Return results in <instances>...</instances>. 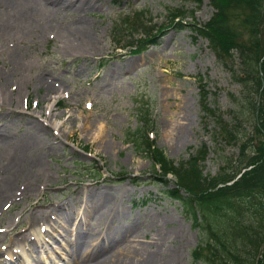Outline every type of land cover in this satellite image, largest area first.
Segmentation results:
<instances>
[{
    "label": "rangeland",
    "instance_id": "374dc122",
    "mask_svg": "<svg viewBox=\"0 0 264 264\" xmlns=\"http://www.w3.org/2000/svg\"><path fill=\"white\" fill-rule=\"evenodd\" d=\"M76 1L81 2L79 8L76 4L60 9L49 15L51 22L45 23L40 11V21L17 22L8 30L2 29V23H14L13 16L0 13V70L9 71L6 88L0 89V128L12 133L11 144L0 151V182L6 173L3 165L17 157L15 148L36 129L46 131L42 143L23 159L27 165L39 157L41 170L29 177L32 184L26 193L20 183L24 177L18 179L16 199L2 204L0 264L14 258L10 253L27 247L40 227L41 247L32 250L33 259L26 264H52L53 259L64 262L58 256L65 252L63 225L70 238L75 233L86 236L94 227V233L100 232L94 244L113 239V245L89 258L92 264L110 250L122 251L123 245L116 239L121 235L108 228L109 220L96 227L108 212L101 201L90 203L88 192L102 193L110 200L108 206L117 207L113 221L118 227L128 222L134 225L137 234L130 238L132 244L140 242L147 249L146 244L150 246L155 237L165 236L158 244L163 252L162 258L158 255L161 264H168L174 251L178 256L171 264H193L192 250L206 242L213 255L207 251L198 264H255L254 245L248 236L242 242L237 238L236 246L226 243L225 248L218 245L215 250V235L209 231L215 232V216L200 212L199 224H195L191 212L167 192L175 188L174 178L169 175L168 183L156 180L151 161L125 137L139 125L133 98L144 95L146 100H154L156 119L151 126H155L157 146L168 158L186 160L205 143L208 154L203 173L214 176L222 156L237 154L235 145L215 140V119H205L200 106L198 77L207 84L211 106L216 105L225 117L233 109L231 94L239 96L242 86L235 76L241 73L237 53L231 62L219 60L195 31L196 25L204 24L215 12L210 0L197 5L184 0ZM180 6L188 17L181 27H175L166 9ZM143 9L162 27L156 37L158 44L137 54L114 52L110 46L113 23L122 14ZM82 23L85 29L80 28ZM240 37L246 41L247 32ZM258 37H264V19ZM178 126H183V133ZM242 128L252 134L250 122H244ZM145 198L148 201L141 203ZM39 203L44 204L39 208L50 213L47 218L33 223L37 220L21 215L22 209Z\"/></svg>",
    "mask_w": 264,
    "mask_h": 264
},
{
    "label": "trees",
    "instance_id": "16d2710c",
    "mask_svg": "<svg viewBox=\"0 0 264 264\" xmlns=\"http://www.w3.org/2000/svg\"><path fill=\"white\" fill-rule=\"evenodd\" d=\"M211 4L215 8L214 14L202 26L195 28L197 33L208 39L219 60L230 61L234 52L238 54L241 73L235 76L242 86L240 96L231 94L233 109L228 113L229 117H225L218 107L208 105V91L204 85L200 89L201 107L215 119V140L235 145L237 154L222 156L215 176L203 174L200 162L207 154L204 146L188 160H181L175 166L159 149L152 150L147 135L140 132L153 123L152 109L143 101L136 105V115L143 126L133 134L134 142L138 151H144L147 157L159 164L163 175L170 172L175 177L178 186L167 192L191 212L195 224L198 211H207L215 216V232L211 230L215 235V250H219L218 245L225 248L226 243L229 247L230 244L236 246L237 238L243 241L248 236L251 243L255 240V251L257 255L260 254L256 264H264V248L259 250L264 234V37H258L264 19V0H211ZM182 13L184 16L185 12ZM135 16L132 22L128 20L125 24L134 25L146 13L136 12ZM171 19L178 21L176 24L181 21L176 14ZM246 32L248 39L242 42L240 35ZM143 34L146 36L148 32L144 30ZM240 120L251 122L255 135H250L254 137L246 134ZM249 166L252 167L248 169ZM155 178L163 181L162 176ZM181 189L186 195L181 193ZM245 219L248 224H244ZM253 233L256 237H253ZM211 249L209 242L194 248L191 253L193 264H198L207 251L212 254Z\"/></svg>",
    "mask_w": 264,
    "mask_h": 264
},
{
    "label": "bare ground",
    "instance_id": "6f19581e",
    "mask_svg": "<svg viewBox=\"0 0 264 264\" xmlns=\"http://www.w3.org/2000/svg\"><path fill=\"white\" fill-rule=\"evenodd\" d=\"M21 2V3H20ZM77 4V8L81 2L76 0H0V13L1 12H9L13 16L14 23L9 24L7 22L2 23V29L8 30L12 28L13 24L15 25L17 22L24 23L25 25H29L37 19L40 21L39 13L43 11L44 13V22L48 23L51 22L52 17L50 14L56 13L60 9H69ZM23 24V25H24ZM1 26V24H0ZM86 25L82 23L80 28L85 29ZM83 36H86V31L82 33ZM9 73L0 70V89L6 88L7 82L9 80ZM42 81V80H40ZM13 94V93H10ZM3 100V98H1ZM53 126H56L53 123ZM55 128V127H54ZM178 132L183 133V126H178ZM46 131L42 129H36L34 133H32L28 140H24V142L15 148L17 153V157L11 160L10 163L4 164V178L1 179L0 182V213L2 212V204L4 202H10L16 199V183H18V179L24 177V179L20 182L23 188V193H26L27 190L30 188L32 184V179L29 178L32 176V173H39L41 170V164H43L42 160L39 157L32 158L29 161V164L23 163V159L29 150L33 149L35 146H38L42 143L41 140L43 134ZM12 133L6 129L0 128V151L1 149L8 147L11 144ZM1 163V162H0ZM23 166H26V169H23ZM87 199L89 202H96L98 203L101 201L102 208L105 207L107 209L106 217H101L98 220L96 227H100L109 220V227L110 230L116 232L117 235H121L120 237H116L119 239L120 244L123 245L122 251H109V253L103 258L97 260L93 264H161L160 258L158 255L161 254V258L163 256V252L160 244L166 237L159 236L155 237L153 243L146 244L147 249H144L140 242H136L134 244L131 243L130 238L136 236L137 230H135L134 225L131 222H128L126 226L118 227L113 221L115 216L114 214L117 211L116 206H108L110 200L102 193H87ZM7 204V203H6ZM5 204V205H6ZM44 204H37L35 207H31L29 209H22L21 215H25L27 218H30L31 221L35 219L44 218L47 216V211L43 208H39V206H43ZM24 213V214H22ZM50 215V214H49ZM104 218V219H103ZM105 220V221H104ZM40 220H37L33 223H39ZM54 228V227H51ZM94 227L92 228V232H89L86 236L85 234L75 233L73 238L68 237L67 233L69 232L67 227H62L61 235L63 238V246L65 252L60 254V258L64 260V262L59 263L58 261L54 260V264H92L89 258L97 254L99 251L105 249L107 246L110 247L113 245V239L106 238L102 242H98L94 244L96 240L100 237V232L94 233ZM102 230V229H101ZM41 232L39 231L38 234L36 233L37 239H34L32 245L29 244L28 247L23 246L21 251L16 254L14 259L6 260L2 264H15L17 262L26 263L28 262L29 258L32 257L28 255V252L32 254V250L39 249L41 247L42 241L39 240ZM110 234V233H109ZM158 236V232L155 233ZM115 239V240H116ZM25 239H21L18 241H24ZM130 241V242H128ZM115 242V241H114ZM141 245V246H140ZM38 247V248H37ZM128 247H132L128 251V254L125 250ZM10 256H13L12 254ZM168 264L172 263V260L178 256L177 252H172L169 255ZM142 258V259H139ZM60 261V260H59Z\"/></svg>",
    "mask_w": 264,
    "mask_h": 264
}]
</instances>
